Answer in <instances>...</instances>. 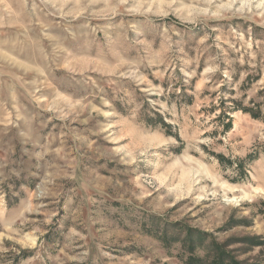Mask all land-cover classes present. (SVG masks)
Returning <instances> with one entry per match:
<instances>
[{
    "label": "clouds",
    "instance_id": "obj_1",
    "mask_svg": "<svg viewBox=\"0 0 264 264\" xmlns=\"http://www.w3.org/2000/svg\"><path fill=\"white\" fill-rule=\"evenodd\" d=\"M0 264H264V0H0Z\"/></svg>",
    "mask_w": 264,
    "mask_h": 264
}]
</instances>
